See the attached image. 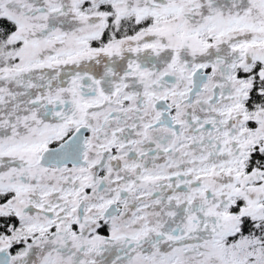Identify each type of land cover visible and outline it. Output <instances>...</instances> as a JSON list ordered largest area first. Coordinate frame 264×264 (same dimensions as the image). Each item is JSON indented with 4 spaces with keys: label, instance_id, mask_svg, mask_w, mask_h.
Instances as JSON below:
<instances>
[{
    "label": "snow or ice",
    "instance_id": "obj_1",
    "mask_svg": "<svg viewBox=\"0 0 264 264\" xmlns=\"http://www.w3.org/2000/svg\"><path fill=\"white\" fill-rule=\"evenodd\" d=\"M0 264H264V0H0Z\"/></svg>",
    "mask_w": 264,
    "mask_h": 264
}]
</instances>
